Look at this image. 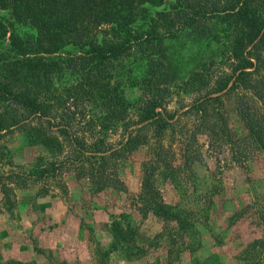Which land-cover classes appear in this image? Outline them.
<instances>
[{
	"label": "trees",
	"instance_id": "trees-1",
	"mask_svg": "<svg viewBox=\"0 0 264 264\" xmlns=\"http://www.w3.org/2000/svg\"><path fill=\"white\" fill-rule=\"evenodd\" d=\"M176 85L197 93L188 108L197 119L190 142L199 131L227 144L233 161L264 155V0H0V136L16 129L25 147L73 149L68 162L81 167L94 192L118 186L119 179L105 172L109 161L150 150L141 163L138 209L162 226L149 241L155 249L145 264H181L184 251L200 246L194 211L166 202L154 179L159 174L174 182L173 171L180 169L166 160L160 144L174 134L176 120L163 107ZM128 87L138 91L133 99L126 96ZM225 99L232 100L241 133L228 124ZM78 105L98 110L83 118L89 133L99 135L90 143L75 135L69 113L58 112L74 108L86 117ZM132 109L137 120L125 123L124 139L116 148L106 146L103 136ZM190 152L186 147L179 154L189 166ZM210 194L209 205L198 209L205 218ZM116 224L114 232L121 233L99 249L97 264L122 249L119 240H126L130 225ZM257 246L264 252V238L250 249ZM137 251L146 252L141 246Z\"/></svg>",
	"mask_w": 264,
	"mask_h": 264
},
{
	"label": "rangeland",
	"instance_id": "rangeland-1",
	"mask_svg": "<svg viewBox=\"0 0 264 264\" xmlns=\"http://www.w3.org/2000/svg\"><path fill=\"white\" fill-rule=\"evenodd\" d=\"M125 93L131 99L138 95L133 87H128ZM196 97L197 93H187L181 86L169 88L162 110L172 115L176 123L174 134L165 135L160 144L162 155L169 162L180 163V169L173 171L176 187L171 176L154 177L166 202L188 207L194 211L191 221H199L194 222V228L200 246L191 252L184 251L181 264H259L264 260V252L258 246L252 250L250 245L264 238V155H257L247 163L233 161L227 144L210 141L199 131L195 134L196 143L190 142L197 119L188 108ZM223 105L229 126L241 133L232 100L225 99ZM76 109L81 113L85 110L86 117L74 108L58 112L69 113V126L75 135L90 143L99 135L89 133L90 126L83 118L98 110L88 111L84 105ZM136 120V110L132 109L125 122H119L118 127L103 136L105 145L118 147L125 136V123L132 125ZM62 138L59 136V140ZM22 141L23 134L16 129L0 136V264H97L99 249L103 251L113 235L121 233L114 232L120 226L117 222L123 226L128 223L130 230L126 240H119L122 249L104 257V264L150 261L155 248L149 247V241L162 226L154 214L143 215L138 209L142 194L141 163L150 150L139 148L109 161L105 172L119 179L118 186L94 192L81 167L68 162L73 149L63 146L61 152L49 153L44 148L25 147ZM151 144H157L154 137ZM186 147L194 156L190 166L179 159ZM194 149H198V155ZM33 170H42L40 176ZM214 185L216 192L210 194ZM209 194L213 203L205 218L198 209L209 205ZM43 235H50V240L46 237L43 241ZM22 238L36 253L32 259L17 263L9 256L8 248L14 243L23 249ZM140 246L146 252L138 253Z\"/></svg>",
	"mask_w": 264,
	"mask_h": 264
},
{
	"label": "crops",
	"instance_id": "crops-1",
	"mask_svg": "<svg viewBox=\"0 0 264 264\" xmlns=\"http://www.w3.org/2000/svg\"><path fill=\"white\" fill-rule=\"evenodd\" d=\"M46 237L48 238V240H50L51 236L50 235H46ZM45 237V235L42 236L43 241H45L47 238ZM7 239H9V241L11 240L10 236H7ZM24 245L23 249H20L16 244L14 243H10L9 244V256L11 258H13L15 260V262H24L27 261L28 259H32L33 257H35V251H33L31 249V247H29V244L27 243V241L25 240V238L20 240Z\"/></svg>",
	"mask_w": 264,
	"mask_h": 264
}]
</instances>
